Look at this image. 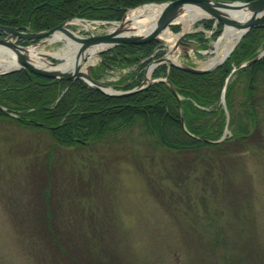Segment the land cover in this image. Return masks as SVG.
<instances>
[{"label":"rangeland","instance_id":"1","mask_svg":"<svg viewBox=\"0 0 264 264\" xmlns=\"http://www.w3.org/2000/svg\"><path fill=\"white\" fill-rule=\"evenodd\" d=\"M75 17L95 25L66 21L83 37L122 20ZM205 18L213 17L166 27L179 33L170 41L177 63L203 68L215 55L221 33L212 38ZM196 31L205 46L185 36ZM48 37L28 45L51 52L64 44ZM158 40L166 55L168 43ZM100 59L89 72L121 90L133 70L100 67ZM258 110V132L226 151L159 152L126 135L68 148L44 130L0 120V264H264V100Z\"/></svg>","mask_w":264,"mask_h":264},{"label":"trees","instance_id":"2","mask_svg":"<svg viewBox=\"0 0 264 264\" xmlns=\"http://www.w3.org/2000/svg\"><path fill=\"white\" fill-rule=\"evenodd\" d=\"M149 1L166 0H0V24L36 31L73 16L119 20L127 9ZM214 21L205 18L200 22L212 29V38L222 30L220 21H215L213 27ZM185 36L198 37L203 46L206 44L201 31ZM17 41L26 44L34 40ZM159 44L155 39L115 45L100 54V67L134 65L133 71L119 81L123 88L132 87L142 79L150 59L162 54ZM263 48L264 21L250 28L229 56L207 72L158 64L152 77H166L174 91L159 79L127 94L110 95L81 78H49L26 68L9 71L0 75V106L4 108L0 109V120L44 130L53 145L68 148L126 135L125 138L142 139L159 152L200 148L226 151L229 142L244 145L259 130L264 54L249 64L234 67ZM226 126L232 128V134L219 140Z\"/></svg>","mask_w":264,"mask_h":264},{"label":"water","instance_id":"3","mask_svg":"<svg viewBox=\"0 0 264 264\" xmlns=\"http://www.w3.org/2000/svg\"><path fill=\"white\" fill-rule=\"evenodd\" d=\"M193 4L200 9H202L208 17H213L216 20H219L224 27L226 25H233L239 27L241 30L239 37L228 51V53L218 62L210 65L204 66L203 68L193 67L187 64L177 63V62H170L171 64L177 65L184 70L191 71L194 73H203L207 72L218 64H220L226 57L229 56L230 51L233 47L237 44L241 36L246 33L252 26L263 22L264 21V0H248V1H240V0H166L161 2H149L147 4H161V8L159 14L153 24V26L148 30L146 33L142 34H123L121 28L112 29L106 31L104 33L93 34L89 33L88 36L83 37L73 33L69 28L65 26L67 20L60 22L56 26L49 28L47 30H39V31H26V30H19L14 26H8L4 24H0V31L6 33L5 37H0V44L10 47L11 50L14 51L15 55L17 56V66L12 67L10 69H4L0 72V75L8 72L17 70L20 68H27L31 72L52 77V78H62V79H72V78H82L92 87L110 94V95H123L129 92L135 91L137 88L131 90H116L114 85H107L98 80H96L91 73L89 72L88 68L87 71L84 72L79 69V64H76L71 69H63V68H56L54 62L49 61V66H40L36 65L33 62L29 61L28 57L25 53L19 51L20 48H26L27 46L16 43L15 41L11 40V38H21V39H42L43 37H47L51 35L54 31L60 30L65 32L68 36H70L74 41L79 43V47L76 53V57L81 56V54L90 46L94 44L104 43L106 47L100 49L98 54L101 51L110 48L116 44H120L123 42L127 43H143L149 40H155L159 38V33L165 29L169 24L173 22V20L177 17V15L181 12L183 6L185 4ZM232 6L243 7L248 10V16L240 18H233L227 14L225 11L227 8H231ZM124 17V16H123ZM75 19L77 17L74 16ZM181 41V40H180ZM183 42V41H181ZM264 54V49L255 57L241 62L239 65L235 66L238 68L240 66L246 65L251 63L252 61L258 59ZM49 55L46 54V58ZM54 58H62L59 56H52ZM165 55L160 56L159 58L155 59L154 61H164ZM151 80H148L146 83H149ZM170 88L174 91L172 84L167 80ZM1 108V107H0Z\"/></svg>","mask_w":264,"mask_h":264},{"label":"bare ground","instance_id":"4","mask_svg":"<svg viewBox=\"0 0 264 264\" xmlns=\"http://www.w3.org/2000/svg\"><path fill=\"white\" fill-rule=\"evenodd\" d=\"M161 8V4H142L136 6L134 8L129 9L123 19L119 22H114L109 29H116L121 28L123 34H142L146 33L150 28L153 26L159 11ZM227 14L233 18H240L248 16V10L243 7L232 6L231 8H227ZM206 15V13L200 9L199 7L193 4H185L181 10V12L177 15V17L173 20L180 22L183 25V29L187 28L195 19ZM71 22L76 24H81L86 28L95 27V25L90 24L89 22L81 19L73 18ZM255 26V25H254ZM253 27V26H252ZM251 27V28H252ZM242 29L233 25H226L219 35V37L214 42L215 46V55L211 56L208 61L204 64V66H210L218 61H220L231 49L235 41L240 35ZM165 42L168 43V52L165 55L164 61H175L178 60L170 54V51L173 49L172 44L170 41L173 38L179 36V33H171L169 32L168 28L163 29L159 35ZM48 41L54 40H62L64 44L60 46L58 49L53 50L51 52H46L41 48H36L33 44L28 45L26 48H20L19 51L25 53L28 57L29 61L33 62L36 65L40 66H49L50 63L47 59H45L46 54L50 53L52 55H56L62 57V62L56 63V68H63V69H71L76 64H79V69L86 72L87 67L93 64L97 60L98 51L104 47L106 44L99 43L94 44L87 48L79 57H76V53L79 47V43L74 41L70 36H68L65 32L56 30L54 31L49 37L47 38ZM240 40V39H239ZM127 43V42H123ZM122 44V43H120ZM139 44V43H133ZM118 45V44H116ZM115 46V45H114ZM113 47V46H112ZM111 48V47H110ZM108 49V48H107ZM105 49V50H107ZM104 51V50H103ZM101 51L100 54L103 52ZM101 56V55H100ZM159 56H153L150 61L152 62L147 70L146 75L149 77L150 71L153 67L162 62L153 61ZM17 56L15 55L14 51L5 45L0 44V72L4 69H10L12 67L17 66ZM129 68L134 69V65L129 66H120L119 68ZM132 67V68H130ZM37 74V73H36ZM40 75V74H39ZM44 76V75H43ZM48 77V76H45ZM52 78V77H49ZM79 78V77H76ZM55 79H62V78H55ZM75 79V78H72ZM72 79H62V80H72ZM0 109H4L0 106Z\"/></svg>","mask_w":264,"mask_h":264}]
</instances>
